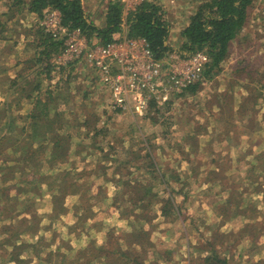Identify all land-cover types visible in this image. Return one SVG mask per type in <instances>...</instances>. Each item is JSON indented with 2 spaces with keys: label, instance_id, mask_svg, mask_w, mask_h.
<instances>
[{
  "label": "rangeland",
  "instance_id": "374dc122",
  "mask_svg": "<svg viewBox=\"0 0 264 264\" xmlns=\"http://www.w3.org/2000/svg\"><path fill=\"white\" fill-rule=\"evenodd\" d=\"M109 1L85 0L99 25ZM160 1L169 43L180 46L181 24L201 0ZM6 2L0 264H209L208 255L264 264V0L211 77L142 117L111 108L87 60L32 74L38 16L23 5L6 14ZM34 80L42 89L30 91ZM37 95L50 108L40 118ZM60 133L70 151L51 159Z\"/></svg>",
  "mask_w": 264,
  "mask_h": 264
},
{
  "label": "trees",
  "instance_id": "16d2710c",
  "mask_svg": "<svg viewBox=\"0 0 264 264\" xmlns=\"http://www.w3.org/2000/svg\"><path fill=\"white\" fill-rule=\"evenodd\" d=\"M255 2L256 0H202L196 6V10L190 18L189 25L182 31L181 36L183 40L181 41V47L189 53L204 50L210 55L211 62L206 67L203 77H211L215 69L226 59L232 41L237 38L247 25L249 21V10L254 6ZM6 3L7 10L10 11L13 9L12 5H23L24 8L27 6L28 10L37 14L39 19L44 17L48 9L53 7L58 8L63 14L64 23L69 27H80L83 29L91 43H108L117 39L119 33L122 31L124 11L121 0L109 1L107 11L104 15L105 21L103 26L97 25L89 17L82 0H7ZM6 14H8V11ZM128 24L129 34L145 37L157 58H165L172 49L167 44L171 29L166 20L165 10L161 2L148 1L143 3L136 11L130 13ZM42 29L38 25L37 36L35 38H40L42 45H46L45 50L36 53L33 52L29 56L30 62H33L29 68L34 75L37 73L36 65L38 63H42L38 68L39 73L43 71L54 72L55 65L53 59L62 48L61 41L53 39ZM200 83L198 81L189 88L194 91L199 87ZM30 84L33 86L30 91H38L44 86V82L40 83L38 81L36 83L35 80L31 81ZM51 86L52 84L49 88ZM50 93H52L51 90ZM34 100L36 105L43 108L41 113L33 110L32 116L34 118H40L41 114L48 115L50 109L48 102L46 103L40 99L38 95ZM56 131H62V127ZM30 133L27 134L28 137H30ZM55 138V142L53 141L54 149L50 154L51 159L60 157L62 153L58 152V150H65L63 147L68 146L63 141L65 135L60 133ZM0 141H2V138ZM29 143L31 144V142ZM66 150L69 152L70 147L68 146ZM37 152L33 150V153H31L36 155ZM37 163L40 165L39 160ZM127 250L124 249L120 252V255L125 256L126 259L131 254ZM213 257L212 255H208L206 261L209 264H213V261H218L217 255ZM136 264L140 263L136 262Z\"/></svg>",
  "mask_w": 264,
  "mask_h": 264
},
{
  "label": "built area",
  "instance_id": "2783aa9c",
  "mask_svg": "<svg viewBox=\"0 0 264 264\" xmlns=\"http://www.w3.org/2000/svg\"><path fill=\"white\" fill-rule=\"evenodd\" d=\"M160 0H121L124 17L145 2ZM174 5L177 0H166ZM44 32L62 42L61 51L53 59L62 69L80 60H87L101 83L110 93L111 108L146 116L152 103L161 109L176 95L203 79L211 62L210 55L199 50L189 53L180 46H171L167 56L159 59L148 40L129 34V25L122 23V35L108 43H91L80 27H69L58 8H50L39 22Z\"/></svg>",
  "mask_w": 264,
  "mask_h": 264
},
{
  "label": "crops",
  "instance_id": "0c3cea01",
  "mask_svg": "<svg viewBox=\"0 0 264 264\" xmlns=\"http://www.w3.org/2000/svg\"><path fill=\"white\" fill-rule=\"evenodd\" d=\"M83 1V4H84V7H85V0H82ZM202 1V0H201ZM200 1V2H201ZM162 4V3H161ZM199 4V3H198ZM164 6V5H163ZM85 10H86V12H87V14L89 15V17L97 24V25H99V23H97L98 21L97 20H95V18H93L92 16H91V14L89 13V11L86 9V7H85ZM195 10H196V8L187 16V18L184 20V23L183 24H181V28H180V30H179V32L177 33L178 35H179V37H180V39H181V41L183 40V38H182V31L189 25V23H190V18H191V16L194 14V12H195ZM8 11V10H7ZM7 11H5V12H7ZM123 11H125L124 10V5H123ZM130 15V14H129ZM129 15L127 16V17H124V12H123V19H122V23H126V24H128V17H129ZM35 19V21H37L36 23L37 24H39V21H40V19H38V17H34ZM129 25V24H128ZM100 26H103L102 24L100 25ZM170 29H171V31H170V35H169V37H168V40H167V42H169V39H170V37H171V35H172V32H173V29H172V27L170 26ZM119 35H122V31L119 33ZM32 42H34V46H33V49L31 50V53H36V52H40V51H43V50H45V47H46V45H42V41L40 40V38H35L34 37V39L32 40ZM169 45V44H168ZM180 45H181V42H180ZM20 52V55H22L23 53H25V55H26V51H25V49L23 50V51H19ZM21 61H20V64H19V62L16 64V69H18V71H19V73L20 72H22L23 70H24V67L22 66L23 64V59H20ZM42 65V63H38L37 65H36V68H37V73H39V71H38V68L40 67Z\"/></svg>",
  "mask_w": 264,
  "mask_h": 264
},
{
  "label": "clouds",
  "instance_id": "9594fccd",
  "mask_svg": "<svg viewBox=\"0 0 264 264\" xmlns=\"http://www.w3.org/2000/svg\"><path fill=\"white\" fill-rule=\"evenodd\" d=\"M109 187H111V186H109ZM114 192H115V189H113L112 192L109 193V195H112ZM209 222H211V221H209ZM45 223H47V221H45ZM69 223H74V221H72L71 218H69ZM46 235H50V233L46 234ZM25 238L27 239V237H25Z\"/></svg>",
  "mask_w": 264,
  "mask_h": 264
}]
</instances>
